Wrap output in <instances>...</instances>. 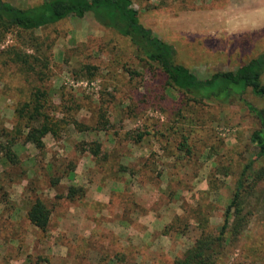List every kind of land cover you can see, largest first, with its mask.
I'll list each match as a JSON object with an SVG mask.
<instances>
[{"label":"rangeland","instance_id":"1","mask_svg":"<svg viewBox=\"0 0 264 264\" xmlns=\"http://www.w3.org/2000/svg\"><path fill=\"white\" fill-rule=\"evenodd\" d=\"M6 1L22 7L41 0ZM131 2L138 21L173 47V61L186 66L199 79L207 78L216 71L233 70L264 50V25L250 26L254 20L261 22L264 0ZM15 53L30 54L32 57L26 58L30 65L27 67L25 62L18 60ZM260 80L264 83V71ZM38 90L46 94L48 102L44 110L48 114L54 113L53 105L60 106L59 98L63 95V104L75 107L70 113L90 128L80 133L78 138L101 141L107 148V159L103 163H95L87 177L109 179L120 166L129 170L146 157L151 158L148 182L154 187L153 208L156 213L163 212L170 221L167 234H163L170 243L163 246L156 241L155 247L142 253L135 263L130 259L135 258L131 253L138 249L140 254L142 249L127 246V249H121L128 256L126 264H170L198 234L192 219L196 216L195 209L208 219L207 228L215 231L222 221L240 169L250 160L254 171L261 164L255 157L256 149L249 142V134L258 127V120L243 100L264 114V95H255L246 88L241 95H232L225 102L208 99L195 103L187 100L186 94L165 85L155 63L136 50L127 37L101 26L90 12L81 17L70 15L31 31L11 29L0 41V128L5 127L6 134L18 121L14 109L32 93L37 94ZM55 115L59 114L55 112ZM105 124L106 129H99ZM144 129L148 133H143ZM112 131L116 132L115 136ZM137 132L142 133L140 142L132 143L131 138ZM74 134L73 126L68 125L57 140L66 142L69 149V143L78 139ZM106 136L115 142L110 147L105 146ZM183 136L186 146L180 148ZM50 138L46 134L43 141ZM58 144L61 145V141ZM16 148L25 158V163L22 167L7 168L5 160L0 159V185L6 183L7 175L16 180L22 174V168H29L32 164L34 169H42L39 179L33 181L37 195L45 202H51L45 196L49 189L46 186L48 176L43 171V153L35 150L32 155L26 144H17ZM47 151L50 152L48 157L57 153L51 147ZM66 155L68 159L74 156L71 149ZM64 165L54 163L53 166L61 170ZM2 169H5L4 174ZM141 176L143 179L140 178L139 182H144L146 173ZM64 185H58L57 190H65ZM4 189H0V197L6 196L5 191L9 190V198L16 204L18 196L12 194L14 187L9 185ZM254 189L264 193V175L256 181ZM28 194L34 196V192L28 191ZM142 196L144 198L141 199L146 202L148 196L144 192ZM127 198V202L135 199L133 196ZM28 202L29 199L26 204ZM249 202L252 214L233 244L228 246L224 264H264V194L256 201L254 197H249ZM97 205L96 202L86 206L91 209ZM0 207H3L2 203ZM4 208L8 210L10 207L6 205ZM4 208H1L0 219L7 211ZM55 215L53 209L48 229L43 232L23 222L11 228L0 222L3 226L0 227V235L6 232L16 235L12 245L0 239L3 259H12L18 254L21 257L24 254H47L45 264H65L67 259L54 255L50 258L48 254L59 251L51 245V241L57 240L51 231ZM175 215L179 220H174ZM83 223L73 229L82 233ZM101 236L110 241L105 249L106 256L120 250L115 244L116 237L110 232ZM62 239L59 236V241ZM78 239L74 238V248L70 251L85 249L83 240L76 243ZM18 241L20 250L15 246ZM90 246L94 250L92 252L103 255L100 244L94 242ZM46 247L54 248L47 251ZM104 261L106 263L107 259ZM14 263L12 259L10 264Z\"/></svg>","mask_w":264,"mask_h":264},{"label":"trees","instance_id":"2","mask_svg":"<svg viewBox=\"0 0 264 264\" xmlns=\"http://www.w3.org/2000/svg\"><path fill=\"white\" fill-rule=\"evenodd\" d=\"M86 12H90L93 19L101 26L111 28L118 34L127 37L136 50L147 60L155 63L159 73L164 78L165 85L186 94L187 100L195 103L208 99L225 102L232 95H241L246 88H249L255 95H264V83L260 80V75L264 71V50L233 70L216 71L207 78L199 79L186 66L173 61L175 51L169 43L153 35L149 28L138 21L136 9L132 6L131 0H41L39 3L22 7L6 0H0V41L11 29L31 31L70 15L81 17ZM14 56L25 62L27 67L30 65L26 59L31 56L30 54L15 53ZM45 97L44 91H39L37 94L32 93L22 105L14 109V116L18 121L14 127H11L12 129L7 131L8 134H6L5 127L0 128V159L5 160L4 164H7L8 167L11 168L16 165L22 167L19 152L16 148L17 144L30 143L36 150L44 153L43 137L46 134L56 140L63 128L68 125H72L77 132L90 129L88 125L79 122L70 113L72 109L75 110V107L69 104L64 105L63 95L59 98L60 106L58 104V107L53 105L54 113H51L52 115L48 114V111L44 110L48 102ZM243 103L258 120V127L249 134V142L256 149L255 157L261 161V164L254 171L251 169L252 160H250L240 169L230 200L223 211L222 221L215 231L207 228L208 219L201 215V211L199 209L194 210L196 216H193L192 219H194L198 234L183 253L173 258L170 264H224L227 258L228 246L233 244L252 214V209L249 208V197H254L256 201L264 194L254 189L256 181L264 175V114L262 110L257 109L250 103L244 100ZM55 112L59 115H55ZM99 129H106V124ZM143 133H148V131L144 129ZM111 134L115 136L116 132L112 131ZM141 137L142 133L137 132L134 138H131L132 143L140 142ZM179 146L180 148L186 146L184 136ZM75 147L79 152L87 151L90 153L93 156L94 164L97 162L100 164L107 159L108 153L102 150L103 147L100 141L80 139L76 142ZM143 164L151 170L152 160L150 157H146ZM73 167L74 162L72 161H68L61 170L48 164L45 167L43 166V170L50 171L47 177V188L57 187L60 178L66 176ZM121 170L129 173L138 171L134 168L128 170L124 166H120L116 172ZM39 171L41 172L42 169ZM1 173H5L3 169ZM21 173V178L26 180L27 190L30 192L37 191L33 181L39 179L38 175L28 176L23 168ZM39 174L41 176V173ZM20 176H17V178ZM6 178L8 186L13 180L10 175H7ZM4 185H0V189L4 190ZM64 189L65 198L82 195L84 191L81 186L76 185H64ZM63 193V191L56 192L54 195L56 201L49 203L39 196L30 197L24 213L27 223L40 232L46 231L50 214ZM1 203L3 208L6 205L10 209L13 207L12 202L5 196L0 197ZM1 217L0 222L6 226L3 216ZM177 218L178 215H175L174 220H179ZM169 223L170 221L163 226L161 234H167ZM7 226L8 228L12 227V225ZM10 233L6 232L0 235V239L7 243L10 238H15V235ZM114 256L119 264H126L128 261L125 252H116ZM25 260L26 263L40 264L47 259L45 256H31L29 254L26 255Z\"/></svg>","mask_w":264,"mask_h":264},{"label":"crops","instance_id":"3","mask_svg":"<svg viewBox=\"0 0 264 264\" xmlns=\"http://www.w3.org/2000/svg\"><path fill=\"white\" fill-rule=\"evenodd\" d=\"M260 21L261 22L254 20V22L251 23L250 26L255 28L264 25V14L263 17L260 18ZM80 133L82 132L75 131L76 134V135L74 134L75 138L76 137L78 138V135ZM106 137L107 139L105 141L106 142L105 146H109V147L110 145L112 146V144L115 143L114 140L109 139L108 136ZM80 139L86 140L83 137H80L76 140H72V143L71 144L69 143V149L66 145V142H64L63 140H60L61 145L58 144V142L60 141H58L57 139L54 140L53 138H50V140L43 141L44 153H43L42 161L44 162L43 163L44 167L47 164L53 166L54 163H56L57 165L62 163V165H64L71 160L72 162H74L73 169L66 176L60 178L58 185L60 184H65L66 186L76 185V186H81L84 189L82 195H78V196L75 195L72 196L71 198H65V190H63L64 192L63 195L55 203V206L53 208L56 211L55 223L51 231L57 237V240L51 241L52 242L51 245H54L56 250L57 248H59V251L58 253L52 252L50 251V249H53L54 247L53 248L46 247V250L50 251L48 252V254L51 257L50 256L49 257L53 258L54 255V257L67 259V262L65 264H119V261L114 256V253L124 252V250L121 249L126 248L127 246L132 247V245H134L137 246V248L142 249L140 251V254L138 249H135L131 253L133 256H135V258L133 259L130 258V259L135 263V261L138 260V258L142 255V253H144L146 250H152L153 247H155L154 244L156 243V241L161 242L163 246L167 245L168 242L170 243L166 235L156 233V232L159 233L161 228H163V226L168 222V219L166 218V215L163 212L158 211V213H156V211L153 208L154 187L151 183L148 182L149 180L148 173L151 170H149L143 164L142 161L139 164H136L134 169L138 171H135L134 173H129L128 171L121 170L117 172L115 176L109 179L101 178L102 179L101 180L100 177L95 179L93 176L89 178L87 177V174H89V172L91 171L90 169L92 168V166H94V159L93 156L87 151L79 152L76 149L75 144ZM26 146L32 155L35 154L36 149L32 144L27 143ZM50 147L51 149L57 150V153L53 155L54 157H51V155L48 157V154L50 152L47 151V149ZM102 147H103L102 149L103 151H107V148L104 147L103 144ZM70 149L74 154L72 159H68L66 157L67 156L66 154L67 152L70 151ZM19 158L21 160L20 162L21 165L24 164L25 158L21 156V152H19ZM4 165L5 167L8 168L7 164ZM34 168L33 165L31 164V167L29 168L23 167V171L25 170L28 173V176L32 177L34 175H38L37 177H39L40 176L39 173L41 172ZM43 171L47 176L49 175V170L46 171L43 170ZM143 172L146 173V177H144L145 181L139 182L140 178L143 179V177L141 176ZM25 184H26V180L21 178V176L16 180H13L10 184H8V186L10 185L14 187V191L12 194L17 195L18 199L16 201V204L15 202L12 201V205L14 208L13 207L11 209L8 208V210L5 209L7 211L4 212L3 214V218H4L3 221L6 224L12 226L14 224H18L19 222H23V224L27 226L29 225L32 228L36 229L34 226L27 223V221L24 218V213L28 205L26 204V201L30 199ZM4 186H7V178H6V185ZM17 187H18V191L16 190ZM57 187L47 188L49 189L48 190L49 193H47V195L45 196L46 198H49L51 202L56 201V199H54V195L56 194V192L58 193L60 192L57 190ZM5 192H6L5 197L11 201V199L9 198L11 191L7 190ZM143 192L148 196V198H146L147 199L146 202H144L141 199L144 198L142 196ZM37 194H38L37 191H35L34 196H38ZM149 195L151 196L149 197ZM129 196L131 197L133 196L135 197V199L131 200L130 202H127L126 200L128 199L127 197ZM26 198L28 199L26 200ZM113 201L114 204H112ZM96 202L98 204L96 208L92 207L91 209H88V207L86 206L87 204L89 205L91 203L93 204ZM59 207H62L60 211H58ZM1 208L3 207H0V211ZM15 208L16 211L14 210ZM51 213H53V210ZM80 223H83V225H85L82 233H78L80 231L78 229L77 231L73 229L76 227V225H79ZM109 232L114 237H116L115 244L118 246V249L120 250L112 251L111 256H106L105 249L110 241L104 239V237L101 235L102 233H109ZM154 233H156V236ZM59 236L63 237L61 241H59ZM14 237L16 238V235ZM75 237H79L76 243L80 240H83L82 246L85 249H81L73 252L70 251L71 248H74L73 245L75 243L74 241ZM15 238H10V240L7 242V245L14 244L15 241L13 240H15ZM65 239H67V242H64ZM94 242L100 244L101 253H103L102 256H100L98 253L92 252L94 250H92L90 244L91 243L94 244ZM15 246L19 247V241L16 243ZM158 246L160 247V245ZM20 249L21 247H19V250ZM45 256L46 259H48V255L46 254ZM25 258H26V254H24L23 257H21V255L18 254L12 259L15 262L14 264H26ZM12 259L11 258L3 259L2 253H0V264H7L5 260L8 261V264H10L12 262ZM106 259L107 262L104 263L105 262L104 260ZM90 261H95V262L90 263ZM46 262L47 260L46 261L44 260L43 264H45Z\"/></svg>","mask_w":264,"mask_h":264}]
</instances>
